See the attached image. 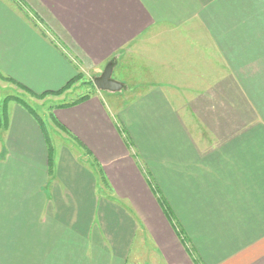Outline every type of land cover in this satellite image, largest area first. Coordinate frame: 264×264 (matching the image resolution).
I'll use <instances>...</instances> for the list:
<instances>
[{"label": "crops", "instance_id": "1", "mask_svg": "<svg viewBox=\"0 0 264 264\" xmlns=\"http://www.w3.org/2000/svg\"><path fill=\"white\" fill-rule=\"evenodd\" d=\"M108 63L119 90L52 111L98 175L8 108L0 264H264V0H0L3 78Z\"/></svg>", "mask_w": 264, "mask_h": 264}, {"label": "rangeland", "instance_id": "2", "mask_svg": "<svg viewBox=\"0 0 264 264\" xmlns=\"http://www.w3.org/2000/svg\"><path fill=\"white\" fill-rule=\"evenodd\" d=\"M77 63V62H76ZM107 66V65H106ZM105 66V67H106ZM105 69V68H104ZM103 69V70H104ZM103 70L92 73L87 71L86 73H78L77 80L66 90L62 91L60 94L52 95L45 93H29L26 90L22 89L20 86L13 82L7 81L0 75V129L4 128L5 123L4 119L7 117L8 108L12 104H19L24 107L26 110L30 108L34 114H31L36 120L40 119L39 125L45 130L47 136V141L51 147L52 153L56 156L57 160H63L62 164L65 163V159L69 161V155L77 161L81 166H86L88 169L94 171L95 175H98L99 169L95 164L91 162V158L87 157L86 154L75 144V141L71 136L63 134L58 130L54 124L52 111L57 105L67 106L74 103L76 100L85 97L84 100L88 97L95 95L97 93L105 94L103 91L97 89L93 83L95 77L99 76ZM39 96V97H38ZM83 100V101H84ZM28 111V110H27ZM6 112V113H5ZM35 115V116H34ZM2 120V121H1ZM3 130V129H2ZM93 166V167H92ZM101 178H99L100 180ZM99 190L103 187L102 181L98 183ZM143 252L141 255V261L146 264H150L153 261V254L150 249H148V244L143 240L142 242Z\"/></svg>", "mask_w": 264, "mask_h": 264}, {"label": "water", "instance_id": "3", "mask_svg": "<svg viewBox=\"0 0 264 264\" xmlns=\"http://www.w3.org/2000/svg\"><path fill=\"white\" fill-rule=\"evenodd\" d=\"M111 63H108L103 72L94 78L93 83L97 89L117 91L121 88V84L111 79Z\"/></svg>", "mask_w": 264, "mask_h": 264}, {"label": "trees", "instance_id": "4", "mask_svg": "<svg viewBox=\"0 0 264 264\" xmlns=\"http://www.w3.org/2000/svg\"><path fill=\"white\" fill-rule=\"evenodd\" d=\"M77 77H78V76H75L74 78H72V79H71L69 82H67V84H65V86H63V88H61L60 90L55 91V92H47V93H45V94H43V95H47V94H52V95L60 94L62 91L68 89V88L74 83V81L78 79ZM5 79H6L7 81H9V82H12L11 79H9V78H5ZM24 90H26L27 92H29L27 89H24ZM29 93L33 94L32 92H29ZM38 97H39V96H38ZM84 99H85V97H82V98L76 100L74 103H72V104H70V105H74V104H77V103H79V102H82ZM70 105H67V106H70ZM63 106H64V105H63ZM26 108H27V110H28V112H29L30 114H34L33 111H32L30 108H28V107H26ZM0 113H1V112H0ZM5 113H6V112H5ZM1 115H2V114H0V118H1ZM2 116H3V115H2ZM34 116H35V115H34ZM5 118H6V119H4V123L6 124L7 117H5ZM1 121H2V120H1ZM37 121H38L39 123H41V122H40V119H38V118H37ZM47 146H48V150H49V153H50V152H51V147H50L48 141H47Z\"/></svg>", "mask_w": 264, "mask_h": 264}]
</instances>
